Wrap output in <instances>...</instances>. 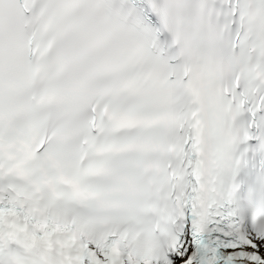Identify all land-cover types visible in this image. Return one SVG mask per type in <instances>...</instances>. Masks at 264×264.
Instances as JSON below:
<instances>
[{"label": "snow or ice", "instance_id": "obj_1", "mask_svg": "<svg viewBox=\"0 0 264 264\" xmlns=\"http://www.w3.org/2000/svg\"><path fill=\"white\" fill-rule=\"evenodd\" d=\"M0 264H264V0H0Z\"/></svg>", "mask_w": 264, "mask_h": 264}]
</instances>
